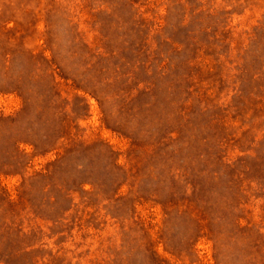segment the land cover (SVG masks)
Wrapping results in <instances>:
<instances>
[{
  "label": "rangeland",
  "instance_id": "obj_1",
  "mask_svg": "<svg viewBox=\"0 0 264 264\" xmlns=\"http://www.w3.org/2000/svg\"><path fill=\"white\" fill-rule=\"evenodd\" d=\"M0 264H264V0H0Z\"/></svg>",
  "mask_w": 264,
  "mask_h": 264
}]
</instances>
